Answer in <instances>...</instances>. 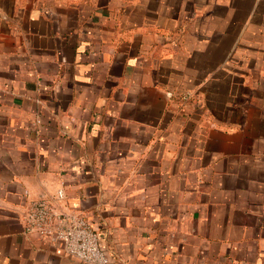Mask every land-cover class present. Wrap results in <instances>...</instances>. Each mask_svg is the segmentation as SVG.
<instances>
[{
    "label": "crops",
    "instance_id": "obj_1",
    "mask_svg": "<svg viewBox=\"0 0 264 264\" xmlns=\"http://www.w3.org/2000/svg\"><path fill=\"white\" fill-rule=\"evenodd\" d=\"M41 199L110 264H264V0H0V264H85Z\"/></svg>",
    "mask_w": 264,
    "mask_h": 264
},
{
    "label": "built area",
    "instance_id": "obj_2",
    "mask_svg": "<svg viewBox=\"0 0 264 264\" xmlns=\"http://www.w3.org/2000/svg\"><path fill=\"white\" fill-rule=\"evenodd\" d=\"M63 199V191L59 192ZM28 234H37L55 244H61L67 255L85 264H110L107 252L102 248L99 235L88 220L74 214L56 211L44 200L33 203L24 215Z\"/></svg>",
    "mask_w": 264,
    "mask_h": 264
}]
</instances>
